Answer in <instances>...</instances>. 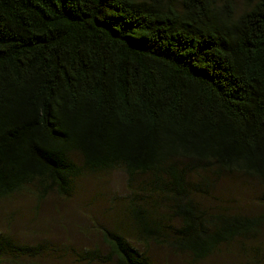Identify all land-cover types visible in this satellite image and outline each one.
Returning a JSON list of instances; mask_svg holds the SVG:
<instances>
[{"label":"trees","instance_id":"16d2710c","mask_svg":"<svg viewBox=\"0 0 264 264\" xmlns=\"http://www.w3.org/2000/svg\"><path fill=\"white\" fill-rule=\"evenodd\" d=\"M245 1L0 0V201L145 179L166 211L134 205L135 239L103 230L108 255L84 258L100 264H155L149 244L203 261L261 233L264 215L203 209L192 178L264 182V0ZM11 248L0 236V264Z\"/></svg>","mask_w":264,"mask_h":264},{"label":"rangeland","instance_id":"374dc122","mask_svg":"<svg viewBox=\"0 0 264 264\" xmlns=\"http://www.w3.org/2000/svg\"><path fill=\"white\" fill-rule=\"evenodd\" d=\"M245 8V0H234L237 17ZM192 178L195 182L205 180L202 191L194 195L203 209L229 215H264V182L241 173L215 171L198 172ZM144 180L131 182L123 169H117L82 176L70 197L50 193L40 198L36 187L30 186L0 201V236L12 245L2 257L8 264H100L84 258L98 251L108 255L103 230L125 231L129 240L135 239L130 218L134 205L148 204L158 214L166 211L168 199L141 191ZM140 249L155 264H264V230L197 262L154 244Z\"/></svg>","mask_w":264,"mask_h":264}]
</instances>
